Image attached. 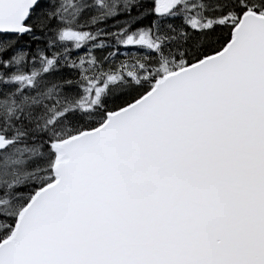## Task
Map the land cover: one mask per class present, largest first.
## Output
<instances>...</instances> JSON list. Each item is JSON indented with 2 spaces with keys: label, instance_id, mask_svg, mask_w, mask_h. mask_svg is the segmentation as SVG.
I'll return each instance as SVG.
<instances>
[{
  "label": "snow or ice",
  "instance_id": "snow-or-ice-1",
  "mask_svg": "<svg viewBox=\"0 0 264 264\" xmlns=\"http://www.w3.org/2000/svg\"><path fill=\"white\" fill-rule=\"evenodd\" d=\"M0 264H264V0H0Z\"/></svg>",
  "mask_w": 264,
  "mask_h": 264
}]
</instances>
